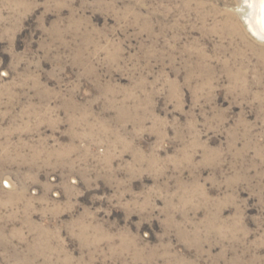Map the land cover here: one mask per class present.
I'll return each instance as SVG.
<instances>
[{
	"label": "rangeland",
	"instance_id": "obj_1",
	"mask_svg": "<svg viewBox=\"0 0 264 264\" xmlns=\"http://www.w3.org/2000/svg\"><path fill=\"white\" fill-rule=\"evenodd\" d=\"M250 1L0 0V264H264Z\"/></svg>",
	"mask_w": 264,
	"mask_h": 264
},
{
	"label": "bare ground",
	"instance_id": "obj_2",
	"mask_svg": "<svg viewBox=\"0 0 264 264\" xmlns=\"http://www.w3.org/2000/svg\"><path fill=\"white\" fill-rule=\"evenodd\" d=\"M250 12L252 15V19H254V17L256 16L255 19H259L260 23L262 25H264V0H251L250 4ZM250 17V15H249ZM251 20V19H250ZM254 21V20H253ZM256 23V22H255ZM260 25V24H259ZM253 31L258 35L261 34L262 36H264V34L259 30L261 29V27L259 26V29H257L256 27H254L253 25H251ZM264 29V26H263ZM262 30V29H261Z\"/></svg>",
	"mask_w": 264,
	"mask_h": 264
}]
</instances>
